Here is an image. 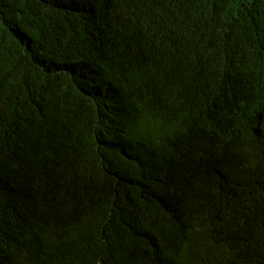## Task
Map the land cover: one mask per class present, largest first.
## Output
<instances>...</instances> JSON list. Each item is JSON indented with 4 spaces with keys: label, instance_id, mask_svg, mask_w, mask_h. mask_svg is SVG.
<instances>
[{
    "label": "trees",
    "instance_id": "16d2710c",
    "mask_svg": "<svg viewBox=\"0 0 264 264\" xmlns=\"http://www.w3.org/2000/svg\"><path fill=\"white\" fill-rule=\"evenodd\" d=\"M91 4L0 0V264H244L217 223L165 229L238 153L264 208V0Z\"/></svg>",
    "mask_w": 264,
    "mask_h": 264
},
{
    "label": "clouds",
    "instance_id": "9594fccd",
    "mask_svg": "<svg viewBox=\"0 0 264 264\" xmlns=\"http://www.w3.org/2000/svg\"><path fill=\"white\" fill-rule=\"evenodd\" d=\"M90 0H73V10L90 18L92 15L93 4L88 5ZM225 104L227 102L225 101ZM223 104L217 111V115L222 110ZM243 111L240 110L238 116L242 123H247ZM161 150L158 154L156 151ZM150 156V162H154L155 166L162 167L166 171L170 168V150L167 147L161 149L149 146L145 150ZM243 156L238 153L237 157L229 155L222 163L215 166L208 175L213 182L202 191L200 203H180L173 207V220L165 229L166 234L174 235V237H188L190 239L191 248L196 247L197 242L201 243V237L196 233V226L206 227L210 223H217L218 230L215 235L210 236L208 243H213L223 239V246L226 248H234L240 246L245 248V261H253L258 264H264V208L257 213L258 196L257 191L253 189L251 184L258 183L255 173L260 171V163L250 161V159L241 160ZM251 162V163H250ZM259 170H256V169ZM239 183L245 185L241 189ZM250 184V185H249ZM247 186L250 189L247 191ZM220 207L223 218L210 220L208 215L212 214L213 207ZM241 206L244 210V217L228 216V209ZM256 211V212H255ZM257 213L255 218L249 217L250 213ZM194 223V233L190 231ZM164 232V231H163ZM162 232V233H163ZM28 259H31L30 257ZM32 260V259H31ZM156 256L154 262H156ZM87 259L83 256V264H87ZM28 264H30L27 261ZM199 264H204L202 258Z\"/></svg>",
    "mask_w": 264,
    "mask_h": 264
}]
</instances>
